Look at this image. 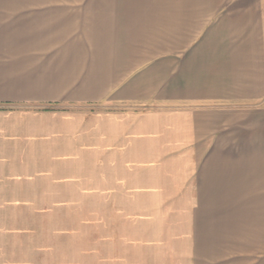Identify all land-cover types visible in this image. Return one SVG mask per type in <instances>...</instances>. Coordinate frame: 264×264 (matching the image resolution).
I'll list each match as a JSON object with an SVG mask.
<instances>
[{
    "label": "crops",
    "instance_id": "crops-1",
    "mask_svg": "<svg viewBox=\"0 0 264 264\" xmlns=\"http://www.w3.org/2000/svg\"><path fill=\"white\" fill-rule=\"evenodd\" d=\"M263 3L0 0V264H264Z\"/></svg>",
    "mask_w": 264,
    "mask_h": 264
},
{
    "label": "rangeland",
    "instance_id": "rangeland-1",
    "mask_svg": "<svg viewBox=\"0 0 264 264\" xmlns=\"http://www.w3.org/2000/svg\"><path fill=\"white\" fill-rule=\"evenodd\" d=\"M264 1V0H263ZM261 9H262V14L264 13V3H263V6H259ZM258 6H255L254 8L255 9H257V8H259ZM247 9H249V8H252V7H246ZM229 10V9H233V7H225V11L226 10ZM259 10L257 9V12H258ZM107 107V108H106ZM101 106V108L102 109H108V110H110L111 109V107L110 106ZM76 200V202H80V203H78V204H76L77 206L79 205V209H81V212H84L83 210V205L85 204V202H87V199H75ZM27 201L28 202H30L31 200L30 199H27ZM71 201V200H70ZM67 205V204H66ZM72 205V204H71ZM76 206V207H77ZM60 208H62V207H60ZM64 209H66L65 210V215L67 214V210H68V206H64ZM85 212H87V211H85ZM84 212V213H85ZM55 213H57V210H56V212ZM21 215V214H20ZM60 216H61V214H59ZM86 217H84V215L83 214H80V213H78L77 215H76V222H74V225H71V226H74V227H77L76 229H74V230H70V229H65L64 230V237H71L73 234H75L76 236H79V237H85V236H87V234H88V226H87V223H88V219H87V215H85ZM45 217H47V224L48 225H51V227H54V230H52L51 231V236H49V239H51L54 243H55V237H56V233H57V230H55V227L56 226H61V224H57L58 222H62V220H63V222L65 223L64 225L65 226H68L69 224L68 223H70L69 221H71V220H69V218L66 216V217H64V219H63V217L62 218H60L59 217V220L57 221L56 220V216L54 217L53 215H43L42 217H41V219H43V220H46V218ZM86 218V219H85ZM40 219V220H41ZM80 228V229H79ZM53 236V237H52ZM57 246H50V248H53L54 250L53 251H56V254H55V252H54V254H50V255H48V260H50V261H47L45 258L43 259H41L40 261H36V260H34L33 258L32 259H30V261H28L29 263H31L32 262V264H88V261H79V262H73L72 261V257L73 256H75L72 252H70L67 248L65 249V252L62 254V255H60L59 257H62L63 258V260L64 261H59L58 262V260H56L57 258H58V250H57V248H56ZM27 253V255H30V254H28V252H26ZM70 260V261H69Z\"/></svg>",
    "mask_w": 264,
    "mask_h": 264
}]
</instances>
